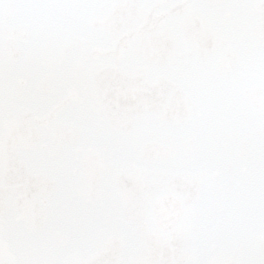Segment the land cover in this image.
<instances>
[{
  "label": "snow or ice",
  "instance_id": "6c2138e0",
  "mask_svg": "<svg viewBox=\"0 0 264 264\" xmlns=\"http://www.w3.org/2000/svg\"><path fill=\"white\" fill-rule=\"evenodd\" d=\"M0 264H264V0H0Z\"/></svg>",
  "mask_w": 264,
  "mask_h": 264
}]
</instances>
